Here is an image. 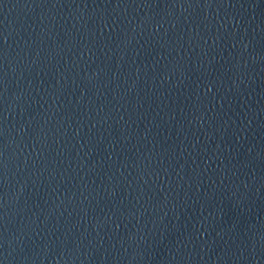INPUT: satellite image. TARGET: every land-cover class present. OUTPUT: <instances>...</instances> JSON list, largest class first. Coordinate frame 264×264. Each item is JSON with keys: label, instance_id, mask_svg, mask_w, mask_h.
Here are the masks:
<instances>
[{"label": "water", "instance_id": "obj_1", "mask_svg": "<svg viewBox=\"0 0 264 264\" xmlns=\"http://www.w3.org/2000/svg\"><path fill=\"white\" fill-rule=\"evenodd\" d=\"M0 264H264V0H0Z\"/></svg>", "mask_w": 264, "mask_h": 264}]
</instances>
